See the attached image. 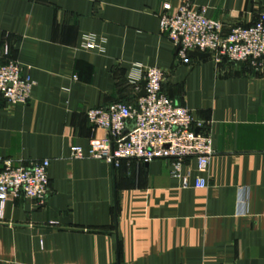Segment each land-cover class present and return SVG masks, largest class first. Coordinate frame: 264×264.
<instances>
[{
    "label": "crops",
    "instance_id": "crops-1",
    "mask_svg": "<svg viewBox=\"0 0 264 264\" xmlns=\"http://www.w3.org/2000/svg\"><path fill=\"white\" fill-rule=\"evenodd\" d=\"M185 2L223 32L264 12V0H0L4 59L35 81L25 103L0 95V157L49 160L44 204L9 198L0 211V264H264V62L181 60L159 17ZM148 67L212 138L205 172L184 163L188 187L165 159L70 157L108 135L86 110L134 102Z\"/></svg>",
    "mask_w": 264,
    "mask_h": 264
},
{
    "label": "built area",
    "instance_id": "built-area-1",
    "mask_svg": "<svg viewBox=\"0 0 264 264\" xmlns=\"http://www.w3.org/2000/svg\"><path fill=\"white\" fill-rule=\"evenodd\" d=\"M160 30L177 49L178 57L188 61L189 51L208 53L216 62H249L260 67L264 62V12L248 26H235L223 32L219 20L208 18L204 8L180 4L175 10L165 3L160 14ZM85 47L93 49L89 38ZM8 47L0 48V95L10 103L28 101L35 81L29 72L23 73L20 64L8 55ZM145 95L132 103L112 102L86 110L92 127L102 128L108 135L91 139L87 154L79 146L71 147L70 157H91L117 165L120 159L149 162L165 159L170 163V175L188 187L191 170L183 171L186 160H194L197 172H205L214 155L212 138L201 132V123L191 111L176 104L161 90L163 71L148 67L142 71ZM76 79V76H73ZM0 211L9 198L29 199L44 204L48 194V159L30 160L27 165L0 157ZM207 185L204 177L197 176L195 188Z\"/></svg>",
    "mask_w": 264,
    "mask_h": 264
},
{
    "label": "water",
    "instance_id": "water-1",
    "mask_svg": "<svg viewBox=\"0 0 264 264\" xmlns=\"http://www.w3.org/2000/svg\"><path fill=\"white\" fill-rule=\"evenodd\" d=\"M190 56H194V57H198L199 59L205 58V57H209L208 53H202L199 51H189L188 52V57ZM141 90L140 92L137 94V98L142 97L145 95V90H144V86H145V80H142L141 83Z\"/></svg>",
    "mask_w": 264,
    "mask_h": 264
}]
</instances>
